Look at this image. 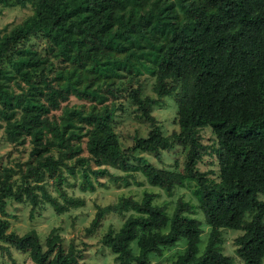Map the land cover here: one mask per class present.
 Returning a JSON list of instances; mask_svg holds the SVG:
<instances>
[{
    "label": "trees",
    "instance_id": "16d2710c",
    "mask_svg": "<svg viewBox=\"0 0 264 264\" xmlns=\"http://www.w3.org/2000/svg\"><path fill=\"white\" fill-rule=\"evenodd\" d=\"M13 6L29 13L0 28V121L6 141L29 143L30 160L15 184L0 174V243L34 264H84L52 230L43 245L33 228L7 230L5 205L25 201L29 217L42 203L60 213L82 203L62 188V170L73 174L78 164L79 189L92 190L89 175L107 173L108 165L137 170L166 195L192 183L193 201L177 197L169 213L148 190L95 205L86 233L104 214L128 211L99 238L116 264H147L179 238L183 246L169 264H236L220 252V227L241 230L232 239L240 264H264V201L257 197L264 194V0H0V9ZM32 40L42 42L43 53ZM142 70L153 76L156 96H172L177 130L161 133L148 113L155 99L141 98L136 84L127 96L150 127L133 138L131 151L159 158L160 150L180 146L179 171L129 163L112 130L107 94L115 78L125 73L128 81ZM68 96L91 104L64 105L56 114ZM206 125L213 169L204 172L196 164L205 152L198 130ZM82 136L86 157L79 155ZM196 210L208 226L200 252Z\"/></svg>",
    "mask_w": 264,
    "mask_h": 264
},
{
    "label": "rangeland",
    "instance_id": "374dc122",
    "mask_svg": "<svg viewBox=\"0 0 264 264\" xmlns=\"http://www.w3.org/2000/svg\"><path fill=\"white\" fill-rule=\"evenodd\" d=\"M29 13V7L13 6L3 7L0 9V28L10 27L19 22L25 15ZM36 45V49L43 53L42 42L32 40ZM54 68L57 67V60L49 57ZM116 85L113 86L112 94H107L106 103L112 108L111 127L116 135V139L120 149L125 154L129 163L138 165L141 163H151L158 167L166 169L180 170L183 162V152L180 146H173L169 149L160 150L159 158L149 152L131 151L133 138L136 136H145L150 125L127 96L128 89L136 84L140 86L139 96L143 98L147 96L155 99L150 105L148 113L154 118V122L158 125L163 135L170 134L171 131L177 130V125L174 121L175 105L171 95L156 96L151 89L153 76L145 71H140L133 75L127 81V75L123 73L121 77L115 78ZM89 103L86 100L76 99L73 96H68L67 100L60 103V108L55 111L60 114L64 105L67 107L89 108ZM200 142L205 145V152L196 164L199 171H207L213 169V153H211L210 145L213 144V137L209 127L206 125L198 130ZM85 137L82 136L79 140L81 145L80 156L86 157L87 152L84 148ZM30 145L27 141H6L4 139L3 123L0 121V174H9V180L15 184L19 180L20 170L25 163L30 160L28 155ZM71 162V160H69ZM86 165L93 168L91 161H87ZM107 173L97 175L95 178L90 174L89 178L92 181V190H80L78 187L81 179V167L78 164L73 167V174H68L62 170L64 180L61 183L64 191L73 197L81 199L82 203L78 206L68 207L67 210L60 213H55L52 208L46 204L36 206L31 212V217L28 213V204L25 201L15 202L8 200L5 205L6 217L9 221L7 230H13L20 234L30 228H33L38 235L40 242L43 245L45 236L52 230L60 237V245L62 248H67L72 244L79 253L80 259L84 264H116L112 258V254L104 247L99 238L107 227L116 229L128 211L121 214L107 213L102 216L99 223L90 232L86 233L90 219L93 216L95 205L103 206L116 201L122 195L131 196L138 199L143 190H148L154 193V203H165L167 213L170 212L173 203L177 197L193 201L190 195L191 182L185 186L174 187L170 195H166L160 188L148 185L142 175L137 170L131 169L122 171L118 167L104 166ZM212 177V174H208ZM46 190L53 196L57 197V192L53 188L50 179L43 177ZM258 199L264 201V194L258 193ZM199 221L201 232L199 234V242L197 244L198 252L201 251L205 241L208 226L203 222L202 214L199 210L193 214ZM220 252L229 256L236 264H240V260L234 253V245L232 239L241 233L240 229L220 227ZM184 239L179 238L173 245L169 246L161 252L160 255L150 254L147 264H169L171 255L180 250L183 246ZM131 247L134 251V243ZM26 254L16 251L5 244L0 243V264H34L27 258Z\"/></svg>",
    "mask_w": 264,
    "mask_h": 264
}]
</instances>
